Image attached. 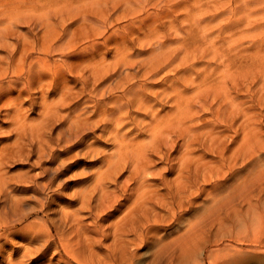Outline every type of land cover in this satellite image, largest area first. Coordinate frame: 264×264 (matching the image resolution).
Here are the masks:
<instances>
[{"label": "bare ground", "instance_id": "6f19581e", "mask_svg": "<svg viewBox=\"0 0 264 264\" xmlns=\"http://www.w3.org/2000/svg\"><path fill=\"white\" fill-rule=\"evenodd\" d=\"M98 1L64 0L63 5L58 3V10L54 12L53 19L55 18L59 25H65L58 31H47L51 26H48L52 16V13L49 14L50 10L43 15H35L30 11L15 14L17 10H21L17 8L16 2L15 6L10 4V13L7 12L6 15L5 12L0 13V46L8 45L6 44L9 40L7 35L10 33L5 31L14 26L25 28L32 35L41 30L38 36L36 34L35 47H23L20 52L8 50V57L4 64L1 63L0 58V110L3 108L7 119L11 121L9 134L16 137L12 143L0 149V244L4 245L1 254L6 261L2 264H17L13 259L18 255L24 260L32 256L42 257L41 260H43L53 251H57L56 237L63 243L66 253L74 255L69 252L68 246L64 243L66 224L63 220H69L67 218L71 215V221L78 222L76 216L79 214L64 212V208H60L57 211L59 218L51 220L50 212L53 203L61 196L64 189L65 182H61L60 178L69 168L66 161L80 157L81 153H74L73 158L68 157L66 160L62 157L65 156L64 154H73L80 147L85 148L86 152L83 155H93L95 160L101 161V166L94 175L96 186L92 190L83 188L82 191L75 192L72 196L73 203L80 202V211L90 208V200L98 192V207L101 208L103 204L100 201L105 203L116 198L113 192H109V185L125 193L122 201H119V198L115 201L118 206L125 208L116 225L117 232L125 237V241H120L122 250L129 253L131 260L137 257V250L126 251L128 246L147 247L151 240H156L161 231L164 216L156 214L155 209L149 212L147 210L148 204L155 200L158 205L156 208L165 206L159 198L161 195L157 189L158 184H161L167 187L168 193L165 196L171 197L172 206H176L182 212L177 220H182L185 215L192 212L193 215L191 219H185L188 224L182 234L170 240H165L166 236L158 237L157 240L161 242L157 243L158 247L152 264H239L242 249L238 245L242 240L235 222L241 214L240 203H247L248 210H252L256 206L254 201L257 202L264 195V162L258 171L254 170L250 173L247 182L234 183L226 194V188L224 189L221 183L230 173L237 174V167L244 161L254 157L256 154L254 137L253 140L248 138L246 145L237 146V141H232L231 145L235 147L230 150V155L226 158L225 142L209 129L212 124H202L201 128L205 130L200 134L201 137L207 138L218 146L215 149L212 147L213 151L221 149L218 165L198 164L197 161L195 171L192 169L196 175H191L190 171L189 178L182 176L184 169H187L192 162L187 161L189 156L187 152L192 147V143H189L190 138L197 135V129L189 126L194 121L192 104L196 97L203 96V103L207 106L209 101L207 103L206 99H210L212 88L205 84L201 88L198 84L193 88L196 90L195 95L192 98L188 97L189 94L185 92L188 88L183 86L188 84L195 86L197 80H189V82L186 80L181 83V79L175 76L177 68L174 63L178 61L181 54L188 53L190 33L210 22L205 15H201L200 18L194 14L191 15L194 7L189 6L190 8L186 7L187 13L183 20L185 31L177 28L175 24L178 17H175L173 13L178 11L183 0H102L100 3ZM93 3L102 4L105 8L112 5L115 13L122 10V16H119L117 21H127L128 18L136 17L131 19V23L122 27L120 30L122 32L129 30L136 23L140 25L154 17L156 19L162 17L161 20L154 22L160 24L166 20L162 22L161 27L167 28V32L171 31V35L159 34V29L155 26L148 31L149 35L145 43L140 44L139 48L126 49L125 46L117 48L118 54L121 55L120 60L117 55V61L115 57L113 66L98 69L94 76L95 96L90 95L88 101L93 105L87 106L85 102V106H82L81 97L90 86L91 79L79 75L76 72L77 67L71 63L78 61L80 55L94 51V29H82V24L81 26L78 24L89 17L87 12L94 11ZM150 7L160 11L150 13ZM29 10H36V8L31 7ZM142 14L145 16L140 17ZM97 19L100 25L109 21V17L108 19L97 17ZM69 21L73 24H68ZM76 27H81L82 30L80 29L79 32ZM100 29L99 26L96 29L98 30L96 39L105 35V30ZM119 29L113 31V36L124 34L119 32ZM138 30L141 31V26ZM201 35L205 40V34ZM3 38L6 40L3 41ZM110 39L111 37L107 38V40ZM95 44L97 48H100V44L97 42ZM29 56L32 60L29 62L28 69L25 70ZM54 56L57 60L52 61ZM120 67L124 68L120 71ZM131 68L136 70L135 75L127 74L128 78H123V71ZM165 70L170 72L168 79L164 81V84L156 85L153 79ZM174 71L175 75H172ZM141 72L144 74L141 75ZM140 77H144L143 82L139 80ZM80 85L81 88L78 87ZM232 85H237L236 79H232ZM13 90L18 91L16 97H13L15 94ZM52 95L57 96L56 100L48 102L49 96ZM23 96L30 97L31 101L27 102H31V106H34L36 102L35 96L41 100L42 112L35 125H30L27 119L23 109ZM225 101L232 111L230 126L235 129L240 107L237 105L236 98ZM132 113H136L137 117L131 118ZM222 113L225 114V112ZM140 116L143 117L141 120L138 119ZM126 119H129V122L126 123ZM199 121L201 122L200 118ZM56 122L60 124L56 125ZM129 125H131L130 129ZM175 130L182 138L184 149L181 152V165L177 171L180 181L172 183L167 181L163 174H157L153 170L155 167L153 157H156L157 153L164 159L163 151L166 148L164 145L171 146V150L173 149V145L169 144L173 143L170 135ZM96 132L101 133L95 137L96 143L106 139L113 142L111 153L93 148L92 144H88L87 137ZM28 133L32 134L31 137L35 142L32 145L33 151H26L23 147L24 135ZM235 134L238 137L237 130ZM47 146H49L48 149ZM167 153L169 154V150ZM32 154H36L40 162L46 159L43 164H47V167L43 169L41 181L33 179L29 174H21L19 179H7L1 175L5 159L30 161ZM202 168L212 173V176L200 175ZM169 171H174L173 164ZM126 173H129L128 180L120 182V178ZM199 177L203 181L202 184L198 182ZM181 178L186 180L182 182ZM131 181L137 188L132 190L128 187ZM47 193L49 197H45ZM203 195L206 197V202L211 203L209 206H203L200 212L196 202ZM40 214H44L43 218H38ZM174 215L178 216V214ZM228 227L230 229H227ZM130 236L133 238L129 239ZM17 238L21 239V243L26 242V244L14 245L13 241ZM221 241H228L229 244L220 248ZM5 255L10 258H5ZM18 264H23V261Z\"/></svg>", "mask_w": 264, "mask_h": 264}, {"label": "rangeland", "instance_id": "374dc122", "mask_svg": "<svg viewBox=\"0 0 264 264\" xmlns=\"http://www.w3.org/2000/svg\"><path fill=\"white\" fill-rule=\"evenodd\" d=\"M101 1L102 0H99L98 2L100 3ZM16 2L17 8L21 10H17L15 14L28 13L30 11L35 15H43L44 12L50 10L49 14L52 13V16L48 21V26H51L47 31H58L65 27V25H59L55 18L53 19L55 15L54 12L58 10L57 4L61 3V5H63L62 3L64 0H0V13L5 12L4 14L6 15L7 12L10 11V4L12 3V5L15 6ZM93 4L94 11L87 12L89 17L80 21L78 24H80V26L82 24V29H94V51L85 53L82 56L80 55L78 61H73L71 63V65L77 67L76 72L79 75L82 77L84 75V77L91 79V81H89L90 86L83 92L81 97L82 106H85V102H87V106L93 105V103H88V101L90 95H93V97L95 96V85H93L94 76L98 72V69L113 66L115 57L117 61V55L118 60H120L121 55L120 53L118 54L117 48H121L122 46H125L126 49H129V47L139 48L140 44L145 43L146 37L149 35L148 31L155 26L158 27L159 34H165V36L171 35V31L167 32V28L161 27L162 22L166 20H163L160 24L155 23L157 20H161L162 17L159 19L154 17L143 24L140 23V25L136 23L132 25L129 30L122 32L120 31L122 27L131 23V19L133 20L136 17L128 18L127 21H117L118 17L122 16V10L115 13L112 5L105 8L102 4ZM189 6L194 7L191 15L194 14L199 16V18L201 15H205L210 24L207 23L206 25H202L201 29H196L193 33H190V36H188L190 38L188 53L179 56L178 61L174 63V66L177 68L176 75L175 71L171 74L175 75L176 78H180L181 80H179L181 83L186 80L188 82L189 80H197L195 86L192 84L183 86L184 88H188L185 92L189 94L188 97L190 98L195 95L196 90H193V88L198 84L201 88L205 84L211 87L212 91H210V99H206L207 103L209 101L207 106L203 103V96L196 97L194 104L190 102L193 108L194 121L189 126L197 129V135L190 138L189 143H192V147L187 152V154H189L187 161L192 162L189 163L187 169H184L182 176L188 177L190 171L191 175L195 176L196 174L193 170L195 171L197 161L198 164L218 165L217 162L219 161V152L221 149L219 148L213 151L212 147L215 149L218 148V146L214 145V143L207 138L201 137L200 134L205 130L201 128L202 124H212L209 129L212 130L215 136H220L221 140L225 142L224 153H226V158L229 157L230 150H233L235 147L231 145L232 141H237V146L239 144L246 145L247 139L252 138L253 140L254 137V142H256V154L254 157L244 161V163L237 167V174L230 173L221 183L222 187L224 186V189L226 188V194L231 190L234 183L244 184L247 182L250 173L254 170L258 171L264 162V0H183L178 11L173 13L175 17H178L175 26L180 29L182 28V31L186 29L183 20L187 13L186 7ZM31 7H35L36 10H29ZM149 10L150 13L160 11L154 10L153 7H150ZM215 15L219 16L214 17ZM144 16L145 14H142L140 17ZM97 17L101 19L106 17L108 19L109 17V21L106 24L101 23L100 25ZM71 22L72 21H69L68 24H73ZM16 23L18 25V22ZM98 26L99 28L101 27L100 30H105V35L96 39L95 36L98 31L96 29H98ZM139 26H141L140 32L138 30ZM118 28H120L119 32L124 34L113 36V31ZM76 29L79 32L82 30L81 27H76ZM132 30L136 32H131ZM44 31L43 29V34ZM5 32L10 34L7 35L9 40H7L6 44L8 45L3 44L2 46L1 44L0 46L2 64L6 62L8 50L20 52L23 47H35L34 42L36 34L38 36L41 30L39 33L36 32L32 35L25 28H17V26H14L7 29ZM201 34H205V40L202 39L203 35ZM108 37H111V39L107 40ZM4 40H6V38H3V41ZM96 42L100 44V48L96 47ZM194 42L195 44H192ZM201 43L202 47H200ZM56 56L52 58V61L57 60ZM31 60L32 57L29 56L25 64V70L28 69ZM123 68L124 67H120V71ZM125 70L123 71V78H128L127 74L135 75L136 70L134 71L132 68L127 71ZM143 74L144 73L141 72V75ZM169 75V70H165L153 80L156 81V85L160 86L164 84V81L168 79ZM232 79L237 80L236 86L232 85ZM139 80L143 82L144 77H140ZM78 87L81 88L82 86L80 85ZM99 88H102V83L99 85ZM13 92H15L13 97H16L18 91L13 90ZM117 94L120 95V93ZM34 98H36V102L34 106H31V102H27L31 101L30 97H22V100H24L23 109L26 112L30 125L38 123V118L42 112V107L40 105L41 100L38 99L37 96ZM56 98L57 96L55 95L49 96L48 102H53ZM231 98H236L237 105L240 107L239 118L235 129H232V126H230V115L232 111L230 106L226 105L227 102L225 101ZM219 110H221V112ZM222 112H225V114ZM135 117H137V114L132 113L131 118ZM7 118V114L2 108L0 110V149L16 139V137L9 134L11 121ZM142 118L141 116L138 117L140 120ZM146 121H148V119H146ZM127 122H129V119H126V123ZM59 124V122H56V125ZM130 127L131 125L128 126L129 129ZM236 130L238 131V137L235 134ZM95 134H90L87 137L88 144H92L93 148H99L101 151L111 153L113 150V142L106 141L108 140L106 139L102 140L101 143H96L95 137L101 133L96 132ZM31 136V133L24 135L22 143H24L23 147L26 151H33L34 149L32 145L35 144V142ZM170 140L173 143L169 145H173V149L171 150V146L164 145L166 147L163 151L165 160L161 158L162 155L155 154L156 157H153L155 162L153 170L156 171L157 174H163L167 181H172L173 183V181H180L177 171L181 165V152L184 148L182 145V138L176 133V130L171 133ZM48 148L49 146H47V149ZM54 148L56 149V147H53V149ZM167 150H169V154ZM78 152L81 153V156L73 158L74 153ZM84 152H86L85 148L80 147L77 148L76 152H73V154H64L65 156L62 157L65 160L68 157L73 159L66 161L69 168L60 178L61 182H65L63 183L64 189H62L63 192H61V196L53 203L51 207L52 211L50 212V214H52L50 215L51 220L59 218L60 215L57 214V211H59L60 208H64V212L79 214L76 216L79 220L78 222L77 220L76 222H72L71 215L67 218L69 220H63L65 222L64 224H66L64 226V243L69 247H67L69 252L74 255L71 256L66 253L62 246L63 243L56 237L55 242L57 251H53L43 260H41L42 257L39 258L37 256H32L24 260L18 255L13 259L14 262L17 264L22 261L23 264H152L154 262L156 248L161 242V240H157L158 237L166 236L165 240H170L182 234L188 224L185 219H191L193 212L185 215L182 220H177L182 213L180 212L181 210L176 206H172L170 203L173 202L171 197L165 196V194L168 193L166 191L167 187L158 184L159 186L157 189L161 195L159 198L164 202L165 206L163 208L161 206V208H156L158 205L155 200L153 203L148 204L147 210L149 212V210L153 211L155 209L156 214L164 216V223L161 225L162 228L156 240H151L149 246L132 248V246L129 247L127 245L128 248H126V251L137 250V257L131 260L129 253L122 250L123 248L120 241H125V237H122L121 233L117 232L118 226L116 225L122 217L121 212L125 211V208L118 206L115 201H117L118 198L119 201H122L125 198V193L117 190L115 186L109 185V192H113L116 198L115 200L113 199L105 203L100 201V203L103 204L101 208L98 207V192L92 196L90 208L80 211V202L73 203L74 199L72 196L75 192H80L83 188L92 190L96 186L94 175L99 171V167L101 166V161L98 162V160H95L93 155H83ZM29 159L30 161H26L25 159H11L8 161V159H5V165L2 168L3 173L1 175H4L7 179H19L21 174H29L33 179L41 181L40 178L43 176V169L47 167V164H43L46 159L40 162L36 154H32ZM172 164L174 165V171L170 172L169 169ZM211 174L212 173L204 168L200 171V175L211 177ZM128 176L129 173H126L120 178V182L127 181ZM185 180L186 179L181 178L182 182ZM198 182H200V184L203 183L200 177L198 178ZM128 187H131L132 190L137 188L132 181L128 184ZM207 188L209 190L211 189V187ZM147 189L150 190L149 187H147ZM16 195H18V193H16ZM45 197H49L48 193ZM210 203L211 202H206V197L203 195L196 202V207L202 212L203 206H209ZM255 203L256 206L252 210H248L247 203H240L239 206L241 208V214L235 222V226H238V231L240 232L242 240L238 245V247L242 249L239 264H264V247H262L264 242V195H262L257 202L255 200L254 204ZM174 214H178V216L176 217ZM42 216H44V214H40L38 218H43ZM227 229H230V227ZM132 238L131 236L129 237V239ZM13 242L15 243L14 245L18 246H20V244H26V242L21 243V239L18 238ZM226 244H229V242L221 241L219 247L222 248ZM2 246L4 245L1 243L0 264L6 263L1 254V251L4 250ZM7 248H9V246ZM5 258L10 257L5 255Z\"/></svg>", "mask_w": 264, "mask_h": 264}]
</instances>
